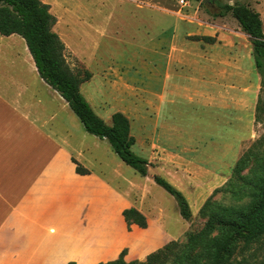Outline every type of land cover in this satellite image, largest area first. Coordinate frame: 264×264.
I'll list each match as a JSON object with an SVG mask.
<instances>
[{
	"label": "rangeland",
	"instance_id": "rangeland-1",
	"mask_svg": "<svg viewBox=\"0 0 264 264\" xmlns=\"http://www.w3.org/2000/svg\"><path fill=\"white\" fill-rule=\"evenodd\" d=\"M40 1L56 18L69 68L91 74L79 87L83 97L108 125L114 113L127 117L132 151L150 164L142 177L113 151L107 157L98 152L103 169L107 166L104 179L123 191L130 184L131 207L147 220L145 229L126 228V262H144L200 230L206 222L200 211L209 199L248 202L242 193L246 178L264 170V83L249 38L230 14L216 15L224 5L245 6L259 14L264 33V0ZM202 37L215 42L192 40ZM10 55L3 52V65L14 59ZM250 150L246 169L234 174ZM155 176L182 193L188 220L154 183ZM231 243V264L264 259V237L250 242L236 237Z\"/></svg>",
	"mask_w": 264,
	"mask_h": 264
},
{
	"label": "crops",
	"instance_id": "crops-1",
	"mask_svg": "<svg viewBox=\"0 0 264 264\" xmlns=\"http://www.w3.org/2000/svg\"><path fill=\"white\" fill-rule=\"evenodd\" d=\"M9 50L14 59L3 65ZM109 151L40 78L24 40L0 35V264L117 259L131 185L123 191L104 179L98 152ZM74 162L88 173L77 174Z\"/></svg>",
	"mask_w": 264,
	"mask_h": 264
},
{
	"label": "trees",
	"instance_id": "trees-1",
	"mask_svg": "<svg viewBox=\"0 0 264 264\" xmlns=\"http://www.w3.org/2000/svg\"><path fill=\"white\" fill-rule=\"evenodd\" d=\"M227 14L231 15L249 38L254 64L264 83V33L259 14L245 6L224 5L216 16L224 17ZM55 24L56 18L50 13V6L40 0H0V35H17L22 38L40 78L69 104L84 130L107 141L123 164L146 177L150 164L132 151L135 139L130 133L129 120L117 112L111 116L108 125L94 113L79 89L81 84L91 78V74L87 71L74 74L69 68L66 47L52 30ZM192 39L207 44L215 42L210 37ZM253 154L252 150L247 152L236 163L233 173L244 171ZM74 163L77 174L88 173L80 164ZM246 180L247 190L242 193L248 202L238 206L207 200L200 211L206 217L205 224L200 230L188 233L184 241L170 242L147 255L144 262H126V249H123L117 259L99 264H231L232 240L242 237L250 242L264 237V170L250 173ZM153 181L176 200L181 218L188 220L189 207L182 193L161 177L155 176ZM122 217L128 231L131 226L140 229L147 227L146 217L134 207L124 209ZM259 264H264V259Z\"/></svg>",
	"mask_w": 264,
	"mask_h": 264
},
{
	"label": "water",
	"instance_id": "water-1",
	"mask_svg": "<svg viewBox=\"0 0 264 264\" xmlns=\"http://www.w3.org/2000/svg\"><path fill=\"white\" fill-rule=\"evenodd\" d=\"M203 2H206L207 0H202Z\"/></svg>",
	"mask_w": 264,
	"mask_h": 264
}]
</instances>
